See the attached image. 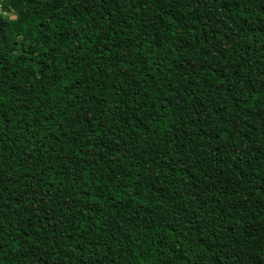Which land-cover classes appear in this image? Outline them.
<instances>
[{
	"label": "trees",
	"instance_id": "16d2710c",
	"mask_svg": "<svg viewBox=\"0 0 264 264\" xmlns=\"http://www.w3.org/2000/svg\"><path fill=\"white\" fill-rule=\"evenodd\" d=\"M0 264H264V0L0 1Z\"/></svg>",
	"mask_w": 264,
	"mask_h": 264
},
{
	"label": "water",
	"instance_id": "95a60500",
	"mask_svg": "<svg viewBox=\"0 0 264 264\" xmlns=\"http://www.w3.org/2000/svg\"><path fill=\"white\" fill-rule=\"evenodd\" d=\"M0 1H5V0H0Z\"/></svg>",
	"mask_w": 264,
	"mask_h": 264
}]
</instances>
